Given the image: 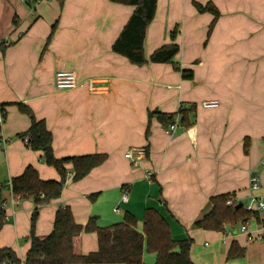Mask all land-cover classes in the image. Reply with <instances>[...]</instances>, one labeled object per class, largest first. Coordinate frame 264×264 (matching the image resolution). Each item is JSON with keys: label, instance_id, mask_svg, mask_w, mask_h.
Here are the masks:
<instances>
[{"label": "crops", "instance_id": "0c3cea01", "mask_svg": "<svg viewBox=\"0 0 264 264\" xmlns=\"http://www.w3.org/2000/svg\"><path fill=\"white\" fill-rule=\"evenodd\" d=\"M195 4L217 15L198 12ZM133 11L110 0H42L34 6L0 0V41L11 43L0 49V248L13 250L23 263L30 247L36 205L32 198L13 197L10 181L28 167L42 181L59 180L42 153L20 138L31 125L17 107L23 104L50 132L55 158L106 156L79 181L66 166L60 197L38 209L35 236L51 233L62 208L83 228L90 220L110 227L129 214L139 233L145 210L154 209L174 241L192 240V263L264 264V241L194 227L211 210L212 197L246 203L250 173L264 196V0H157L144 57L148 61L173 42L179 52L172 63L141 67L112 51ZM58 72L75 73L77 87L57 89ZM212 101L218 106L202 107ZM180 108L192 110L188 125L176 117L168 136L172 124L163 125L154 113L172 115ZM139 149L144 151L135 167L125 154ZM232 243L244 255L226 261ZM97 249L96 234L82 232V255ZM155 261L144 251L143 264Z\"/></svg>", "mask_w": 264, "mask_h": 264}, {"label": "trees", "instance_id": "16d2710c", "mask_svg": "<svg viewBox=\"0 0 264 264\" xmlns=\"http://www.w3.org/2000/svg\"><path fill=\"white\" fill-rule=\"evenodd\" d=\"M113 3L134 7V11L118 38L112 45V51L131 64L141 67L148 62L154 64L172 63L179 52V47L173 42L156 50L147 61L143 52V41L146 28L154 19L157 0H110ZM200 13L210 12L217 15L210 6L195 4ZM55 27L52 28V32ZM52 32L50 37L52 36ZM49 37V39H50ZM175 33L171 34L172 41ZM48 39V40H49ZM0 43V49L9 47ZM177 70L178 67L175 66ZM184 77H190L185 71ZM22 114L30 118V127L20 135L26 146L42 153V159L47 166L53 167L59 175L57 181H42L37 171L28 167L21 176L10 181V191L15 198H32L35 208L31 218L30 247L23 264H143L144 251L155 255V264H194L190 259L192 240L176 242L171 238L166 221L154 210L147 209L143 215V230H136V220L125 214L123 222L106 228H98L90 220L83 228L77 225L70 209L62 208L56 212L53 229L44 237L34 234V224L38 209L58 199L62 193L68 176L67 165L72 166L73 180L79 181L106 159L105 155H90L75 158L57 159L54 157L51 142L52 136L43 121H37L31 109L26 105H17ZM192 110L180 108L176 114L163 115L154 113L165 126L172 124L180 117L183 125H188L187 119ZM228 195L216 196L210 199L212 205L208 214L194 223V227L204 231L222 232L224 227L235 228L246 223L251 214L242 207L225 205ZM5 200L0 194V230L5 222L3 204ZM82 232L95 233L98 249L96 252L82 255L79 250V238ZM244 251L232 243L226 261L240 258ZM0 264H21L15 252L8 248H0Z\"/></svg>", "mask_w": 264, "mask_h": 264}, {"label": "built area", "instance_id": "2783aa9c", "mask_svg": "<svg viewBox=\"0 0 264 264\" xmlns=\"http://www.w3.org/2000/svg\"><path fill=\"white\" fill-rule=\"evenodd\" d=\"M28 2V4L34 6L36 3L42 1V0H23ZM5 47L10 44L7 40L0 41ZM55 85L57 89L59 90H71L75 89L77 87V80L76 75L73 72H58L55 76ZM91 87V84L89 85ZM218 106V103L215 101L212 102H205L202 103V107L204 109H210L215 108ZM4 112L2 107L0 106V125L3 121ZM176 124L170 125L168 129L166 130L165 134L170 136L175 130H176ZM25 140L24 142H26ZM143 149H139L137 151L130 150L125 154V158L129 159L133 166H137V160L139 155L143 154ZM134 153L137 154V157H134ZM10 188V183L8 184ZM260 191V185L259 180L256 175H253V173H250L249 175V192L250 196L245 204H241L242 208L251 214L250 219L244 223L241 224L235 228H231L229 226L224 227L222 233V236L226 238L230 235H237L242 234L245 236L246 241H258L263 242L264 241V197L259 194ZM127 200V193L124 191L122 194V201L126 202ZM239 202L236 201L233 197H230L225 205L228 207L235 206ZM5 208V204H3V210ZM114 212H118L117 209H114ZM250 224H253V228L251 229L249 227ZM238 229V230H237ZM23 264V263H21Z\"/></svg>", "mask_w": 264, "mask_h": 264}, {"label": "water", "instance_id": "95a60500", "mask_svg": "<svg viewBox=\"0 0 264 264\" xmlns=\"http://www.w3.org/2000/svg\"><path fill=\"white\" fill-rule=\"evenodd\" d=\"M241 207H242V205L239 203V204L235 207V209L238 210V209H240Z\"/></svg>", "mask_w": 264, "mask_h": 264}, {"label": "rangeland", "instance_id": "374dc122", "mask_svg": "<svg viewBox=\"0 0 264 264\" xmlns=\"http://www.w3.org/2000/svg\"><path fill=\"white\" fill-rule=\"evenodd\" d=\"M264 197V196H263ZM243 204H245V203H243Z\"/></svg>", "mask_w": 264, "mask_h": 264}]
</instances>
